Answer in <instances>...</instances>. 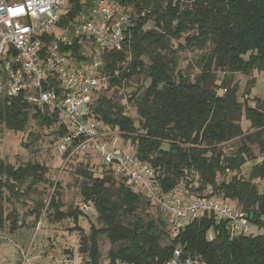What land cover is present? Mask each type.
<instances>
[{
  "label": "trees",
  "instance_id": "trees-1",
  "mask_svg": "<svg viewBox=\"0 0 264 264\" xmlns=\"http://www.w3.org/2000/svg\"><path fill=\"white\" fill-rule=\"evenodd\" d=\"M117 1L136 17L133 25L123 29L122 49L101 51V85L92 95L87 116L100 120L106 129L120 132L125 144L130 140L135 155L157 169L164 191L179 182L189 197L204 196L202 192L210 188L206 196L216 194L230 199L251 226L264 228V187L259 192L256 184L242 175L243 167L252 159L246 142L257 141L264 156V102L252 97L254 105L248 104L253 78L247 81L243 101L238 100L237 83L227 79L234 73L264 72V0ZM94 2L68 0L67 11L59 19L60 27L79 13H86ZM148 22L152 26L147 27ZM69 37V42L59 43V51L67 52L75 61L87 59L80 37ZM44 39L50 42L52 36ZM83 40L92 47L90 38ZM192 49L203 52L196 60L200 71L191 79L177 69V52ZM217 72L223 74L219 84L215 83ZM138 75L148 84L141 93H132L130 100L138 116L135 123L100 89L105 86L103 81L109 87L119 86ZM218 89L223 92L218 93ZM29 109L40 125L59 121L57 110L31 106L15 97L0 100V123L9 129H22ZM242 117L253 130L245 135ZM64 132V124H60L58 134ZM241 135L243 142L236 153L226 155L217 147ZM164 143L167 149L162 147ZM44 172L38 163L13 167L0 157V202L3 189L17 200L24 199L26 191L19 185L27 178L31 180L29 186L41 181ZM226 172L234 174L228 181L217 182V175ZM79 173L88 178L80 185L82 202L93 204L101 224L99 228L92 225L89 235L80 238V249L87 253L88 264H99V234H105L113 245L106 264H167L176 247L184 254L201 257L206 264H264V233L232 234L229 221L217 219L210 212L191 217L172 238L166 218L143 219L137 215L143 205L150 203L141 191L127 187L108 169L95 177L87 169ZM250 175L264 181V160L251 163ZM55 194L56 190L48 207L54 208L56 219L83 214L78 207L61 211L59 194L57 199ZM2 215L0 205V222ZM162 236L167 239L164 245L160 243Z\"/></svg>",
  "mask_w": 264,
  "mask_h": 264
},
{
  "label": "built area",
  "instance_id": "built-area-1",
  "mask_svg": "<svg viewBox=\"0 0 264 264\" xmlns=\"http://www.w3.org/2000/svg\"><path fill=\"white\" fill-rule=\"evenodd\" d=\"M65 0H0V100L20 97L38 108L58 111L65 132L56 150L61 154L86 152L91 147L98 154L99 165L120 178L127 187L139 189L150 203L158 205L166 216L170 237L179 234L193 216L213 213L229 221L232 234L252 232L250 224L229 199L216 195L189 197L179 182L164 191L158 171L140 160L131 148L117 141L118 133L87 116L92 95L101 85L98 70L102 50H120L124 28L134 23L135 15L117 0H95L68 27L55 33ZM69 35L79 36L81 47L88 49L85 60L59 51L60 42ZM52 36L50 42L44 38ZM90 38L92 47L83 39ZM86 212L90 204L81 202ZM167 264H206L201 257L173 250Z\"/></svg>",
  "mask_w": 264,
  "mask_h": 264
},
{
  "label": "rangeland",
  "instance_id": "rangeland-1",
  "mask_svg": "<svg viewBox=\"0 0 264 264\" xmlns=\"http://www.w3.org/2000/svg\"><path fill=\"white\" fill-rule=\"evenodd\" d=\"M68 4V0H65L61 15L66 13ZM76 16L70 19L62 28L68 27ZM150 26H152V23L148 22L147 27ZM62 28L58 21L57 26L54 27L55 33L60 32ZM176 45L177 42L174 41L173 46L176 47ZM82 51L84 55H89L88 49L86 50L85 48ZM202 52L203 50L197 49L178 51L179 62L177 69L192 79L200 71V66H198L196 60L200 59ZM216 76L217 80L215 83L219 84L223 74L217 72ZM227 77V79L230 78L232 80V83H237L239 101L245 99L247 81L249 78H253L254 86L250 89L248 104L254 105L252 97H258L264 102V72L253 70L250 75L234 73L227 75ZM147 84L148 80L143 78L142 75L135 76L128 84L123 83L119 86L113 85L109 87L107 82L103 81L102 86H105L101 87L100 93L110 98L113 105L121 107L126 114L133 118L135 123H138V116L130 99L133 98V91L141 93L142 87ZM222 92L223 89H218V93L221 94ZM28 114L27 124L19 130L9 129L3 123H0V157L5 164L13 167L25 165L27 162L38 163L44 167L45 172L42 180L31 184V186H29L30 178L25 179L19 185L20 189L26 191L22 200L15 199L3 189V199L0 202L3 208L2 221L0 222V264H88L87 253L80 249V238L82 235H89L92 225L97 228L101 227V224L96 220L97 211L93 204H90L88 211L78 214L77 217L67 216L63 219H56L53 215L54 208L48 207V202L56 190L55 199H57V194H59L58 197L61 203L59 209L61 211L79 208L83 201L79 192L80 185L83 181H88V178L81 175L79 170L87 169L95 177L104 168L99 165L98 154L91 147H88L86 152L75 151L69 155H61L56 150L60 137L58 130L60 124H63L60 115L58 122L46 126L38 124L31 117V109H29ZM240 124L242 131H244L243 135L253 131L244 117L241 118ZM119 133L117 141L124 143ZM243 135L237 136L217 147L224 154L232 155L241 146ZM262 136L264 137V133ZM126 144L134 152L135 147L132 142L127 140ZM246 144L250 149L252 159H249L245 167H243L242 175L244 179L255 183L258 191L262 192L264 181L251 177L250 165L253 162L264 160V156L259 152L257 141L253 140L246 142ZM162 147L167 149L168 144L164 143ZM233 174V172L218 174L216 180L217 182L228 181ZM196 177L195 175L194 180ZM56 184L58 186L55 188ZM135 191L140 190L137 188ZM209 193L210 188H206L202 192L204 196ZM229 204L235 207L233 202L230 201ZM137 215L143 219L148 216L166 218L162 209L153 203H149L147 206L143 205L137 211ZM250 227L253 234L264 233V228H257L251 225ZM209 237H212L211 234H209ZM97 242L100 252L99 264H106L108 262L107 252L113 245L105 234H99ZM160 243L162 245L166 244V237L162 236Z\"/></svg>",
  "mask_w": 264,
  "mask_h": 264
}]
</instances>
